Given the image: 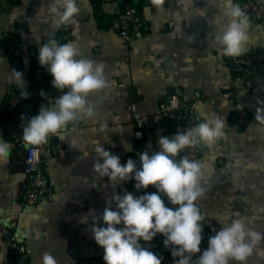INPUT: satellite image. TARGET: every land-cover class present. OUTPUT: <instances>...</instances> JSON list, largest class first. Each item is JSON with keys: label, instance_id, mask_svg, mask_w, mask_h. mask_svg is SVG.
Masks as SVG:
<instances>
[{"label": "crops", "instance_id": "1", "mask_svg": "<svg viewBox=\"0 0 264 264\" xmlns=\"http://www.w3.org/2000/svg\"><path fill=\"white\" fill-rule=\"evenodd\" d=\"M144 1V24L125 42L110 27L116 2L77 0L80 11L73 21L57 26L48 11L52 0H0V137L9 141L19 133L5 129L1 120L7 96L21 94L11 79L14 68L23 72L30 93L20 107L22 121L61 95L58 89L43 90L51 80L36 60L40 44L48 39L74 43L81 57L104 65L107 81L106 88L88 97L94 117L70 122L61 135L49 136L42 145L47 192L36 204L23 203L24 152L11 148L9 157L0 159V264L12 238L25 246L23 264H42L45 252L57 264H105L103 248L92 237L89 210L102 212L114 191L136 192L133 181L116 184L97 177L94 146L104 144L124 163L130 152L124 145L133 148L142 140L130 106L151 113L172 95L192 104L197 124L213 117L223 120L224 134L214 143L199 145L205 191L197 204L206 216L203 231L208 234L203 235L201 250L219 229L221 214L239 216L249 228L264 233V122L256 120L258 111L264 113V80L243 89L232 82L230 56L223 55L214 40L220 25L227 23L219 0H164L160 9ZM241 1L234 0L239 5ZM248 21V38L239 56L264 47V24ZM9 39L16 46L6 54ZM228 89L235 90L232 98L222 95ZM41 90L46 95L41 96ZM238 111L246 114V123L239 122ZM164 128L163 122L154 126L157 150ZM85 215L88 222L82 223ZM245 264H264V240Z\"/></svg>", "mask_w": 264, "mask_h": 264}, {"label": "clouds", "instance_id": "2", "mask_svg": "<svg viewBox=\"0 0 264 264\" xmlns=\"http://www.w3.org/2000/svg\"><path fill=\"white\" fill-rule=\"evenodd\" d=\"M151 4L160 9L164 0H151ZM219 7L227 23L220 25L214 40L223 55L239 56L248 38L247 14L234 0H219ZM48 11L60 26L70 24L80 9L77 0H52ZM37 59L62 95L51 106L42 105L27 119L22 138L31 145H42L49 136L61 135L70 122L84 116L94 117L95 110L88 97L107 87L104 65L81 57L72 42L61 44L50 38L40 44ZM11 79L21 89V96L27 98L30 93L25 89L23 72L14 68ZM40 94L46 95L43 90ZM256 120L264 122V113L258 111ZM223 134V120L204 119L193 127L161 135L158 151H139L138 161L130 157L124 163L104 144H95L92 167L97 177H107L116 184L134 181L137 192L145 190L141 194L114 191L102 212L89 210L92 237L103 248L105 264H162L163 257L142 244L157 235L163 236V245L173 257V264H193V255L197 253L196 264H245L255 246L264 240V233L249 228L239 216L221 214L219 229L208 237L207 247L201 250L206 216L197 201L205 191L201 183L203 164L180 155L199 143H214ZM124 146L133 150L131 145ZM11 148V143L0 137V159L8 158ZM149 186L156 190L147 191ZM89 215L81 217V222L87 223ZM42 264L57 262L45 252Z\"/></svg>", "mask_w": 264, "mask_h": 264}, {"label": "built area", "instance_id": "3", "mask_svg": "<svg viewBox=\"0 0 264 264\" xmlns=\"http://www.w3.org/2000/svg\"><path fill=\"white\" fill-rule=\"evenodd\" d=\"M106 2H117L122 0H104ZM241 8L246 12L248 19L255 20L264 24V0H242L240 3ZM144 24L143 18L135 13L132 9H127L124 12L119 13L111 22V28L128 42L140 32ZM16 41L9 39L5 42L4 52L10 54L14 51ZM2 54H0V59ZM38 61V59L36 58ZM228 65L231 69L232 82L238 86L239 89L253 87L258 85L261 80H258L255 73L259 72L264 76V55L253 54L248 57L242 56H230L228 58ZM47 72L46 68L43 67ZM234 69L242 71L241 75L233 73ZM62 95V92H61ZM225 98H232L235 95V90L228 89L222 93ZM22 101V96L19 92H11L1 108L6 116L2 124L5 129L13 132H19L14 135L9 142L12 148L22 150L24 152V164L27 171V181L24 185V204L34 205L36 202L45 195L47 192V183L44 173L45 160L41 155L42 145H31L26 143L22 138L21 119L19 106ZM132 111V123L133 126L138 129L142 134V142L139 146H134L132 151L129 152L128 158H133L138 161L139 151H158L156 147V134L154 126L159 122L165 124V130L175 133L178 129L183 130L185 128L195 126L194 118L195 114L192 104L181 99L176 95H172L168 100L162 103L154 112L141 113L136 110L134 106H130ZM240 123H246L248 118L243 111L237 113ZM121 127V125H118ZM168 134V133H167ZM166 135V134H165ZM199 144L186 148L180 155H187L189 159L199 160L200 151ZM179 158V157H177ZM134 182V181H133ZM153 186H149L147 191H155ZM145 190H140L136 194H141ZM203 235H208L203 231ZM7 251L3 264H15L16 256L25 252V246L18 244L16 238H12L7 243ZM144 247L149 248L154 253L162 256V264H173V257L169 250L163 245V236L157 235L151 242H142ZM163 249V250H161ZM199 254L193 255V262Z\"/></svg>", "mask_w": 264, "mask_h": 264}, {"label": "trees", "instance_id": "4", "mask_svg": "<svg viewBox=\"0 0 264 264\" xmlns=\"http://www.w3.org/2000/svg\"><path fill=\"white\" fill-rule=\"evenodd\" d=\"M150 1H151V0H148L149 3H150ZM143 2H144V0H138L137 2H134L133 0H122V1H117V2H116V5H117L116 13H115V14L113 15V17L111 18L110 25H111V22L113 21V19H114L119 13L124 12V11L127 10V9H132V10L135 11V13H137L138 15L141 16V14H140V8L143 6ZM96 6H97V7H96V10H97V11H100L99 5L97 4ZM56 40H57V39H56ZM57 41H58V43H59V40H57ZM253 54H263V55H264V47H262V48L251 49L247 54L242 55V57H248V56L253 55ZM46 73H47V75H48V80H49V81L52 80V76H51V74L48 73V72H46ZM233 73H234V74H237V75H241L242 71L239 70V69H234V70H233ZM255 75H257L258 80H261V81H262V80L264 79V76H263L261 73H259V72L255 73ZM52 89H56V88H54L52 84H51V86H48V84H47V86H45L43 90H45L46 92H48V91H51ZM31 99H33V98H31ZM25 101H26V99L22 97V101H21V104H20V106H19V110H20L21 105L24 104V103H26ZM27 103H28V102H27ZM35 113H36V110L34 111V114H35ZM192 117L194 118V123H195V125H196V124H197L196 114L192 115ZM5 118H6L5 114L2 112V113H1V120L4 121ZM26 124H27V121H22V120H21V129H22V130H23V128H24V126H25ZM164 127H165V124H164ZM167 133H168V134H167ZM165 134H166V135H170V134H172V132H171V131L168 132L167 130H165ZM141 142H142V140H140V141L137 143V146H139V145L141 144ZM18 244H23V243H22V242H18ZM161 250H163V249H161ZM25 251H26V250H25ZM20 255L24 256V255H25V252H24L23 254H20ZM20 255H19V256H20ZM17 257H18V256H16V258H17Z\"/></svg>", "mask_w": 264, "mask_h": 264}, {"label": "water", "instance_id": "5", "mask_svg": "<svg viewBox=\"0 0 264 264\" xmlns=\"http://www.w3.org/2000/svg\"><path fill=\"white\" fill-rule=\"evenodd\" d=\"M134 2H137L138 0H133ZM144 3H147V1H144ZM28 112L30 111V109L25 108ZM27 114V112H25V115ZM167 203V200H166ZM169 207H174L173 205H168ZM24 263V256L20 255L16 258L15 260V264H23Z\"/></svg>", "mask_w": 264, "mask_h": 264}]
</instances>
